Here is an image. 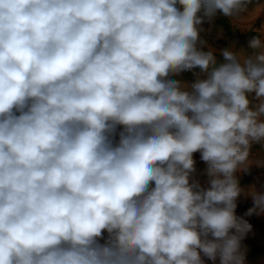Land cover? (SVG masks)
I'll use <instances>...</instances> for the list:
<instances>
[{"label": "clouds", "instance_id": "obj_1", "mask_svg": "<svg viewBox=\"0 0 264 264\" xmlns=\"http://www.w3.org/2000/svg\"><path fill=\"white\" fill-rule=\"evenodd\" d=\"M250 3L0 0V264H247L264 39L202 25Z\"/></svg>", "mask_w": 264, "mask_h": 264}, {"label": "rangeland", "instance_id": "obj_2", "mask_svg": "<svg viewBox=\"0 0 264 264\" xmlns=\"http://www.w3.org/2000/svg\"><path fill=\"white\" fill-rule=\"evenodd\" d=\"M202 27L206 30L210 29L202 36L215 50L214 55L217 61L223 62L220 52L230 44H234L236 49H247V42L251 37L260 35L264 39V0H251L248 10L235 19L218 13L212 24L205 23ZM204 50L207 51L208 48ZM199 71V69H194L183 72L175 78L191 82L195 79L194 73H199ZM195 159L197 171L193 179L202 186H207L209 177L206 174V165L200 160L198 153L195 154ZM250 159L264 162V147L260 144H253ZM239 181L241 187L246 190L253 185L258 190H264V166L253 164L248 173L239 174ZM252 207V200L242 195L237 201L235 214L252 226L251 232L242 241L246 249L247 264H264V212L257 210L249 215L248 211ZM205 264H212V262L206 259Z\"/></svg>", "mask_w": 264, "mask_h": 264}]
</instances>
